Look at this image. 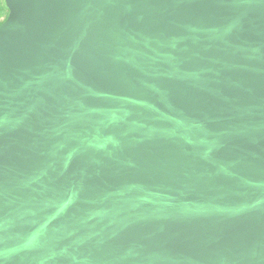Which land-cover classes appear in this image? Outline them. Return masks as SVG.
I'll return each instance as SVG.
<instances>
[{
    "label": "water",
    "instance_id": "1",
    "mask_svg": "<svg viewBox=\"0 0 264 264\" xmlns=\"http://www.w3.org/2000/svg\"><path fill=\"white\" fill-rule=\"evenodd\" d=\"M0 264H264V0H7Z\"/></svg>",
    "mask_w": 264,
    "mask_h": 264
},
{
    "label": "rangeland",
    "instance_id": "2",
    "mask_svg": "<svg viewBox=\"0 0 264 264\" xmlns=\"http://www.w3.org/2000/svg\"><path fill=\"white\" fill-rule=\"evenodd\" d=\"M10 15V8L7 0H0V25L5 23Z\"/></svg>",
    "mask_w": 264,
    "mask_h": 264
}]
</instances>
